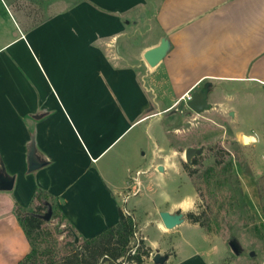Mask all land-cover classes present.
Listing matches in <instances>:
<instances>
[{"label": "crops", "instance_id": "0c3cea01", "mask_svg": "<svg viewBox=\"0 0 264 264\" xmlns=\"http://www.w3.org/2000/svg\"><path fill=\"white\" fill-rule=\"evenodd\" d=\"M17 4L0 0V173L13 178L12 189L0 191V264H17L30 250L15 207L31 210L36 189L79 237H94L144 188L148 170L134 169L136 128L205 86L226 88L229 102L242 91L264 98V0H160L153 18L151 0H77L55 12L44 6L41 14H49L39 20ZM141 17L151 37L130 60L126 33ZM162 38L169 51L150 68L142 55ZM31 146L41 164L34 171ZM160 151L156 145L150 169L161 165L154 162ZM170 207L153 214L174 213ZM155 222L162 234L178 232ZM183 224L191 222L184 216ZM144 240L169 255L165 264L229 259Z\"/></svg>", "mask_w": 264, "mask_h": 264}, {"label": "rangeland", "instance_id": "374dc122", "mask_svg": "<svg viewBox=\"0 0 264 264\" xmlns=\"http://www.w3.org/2000/svg\"><path fill=\"white\" fill-rule=\"evenodd\" d=\"M73 1L77 0H18L17 5L31 8L35 11L33 18L39 20L49 14L48 11L41 14L44 6H50L55 12ZM159 1L151 0L148 11L150 18H153ZM145 20L144 17L138 18L139 27L126 33L124 48L130 60L149 41ZM209 89V110L195 114L187 108L186 102H182L175 109L149 123H143L133 131L138 141L134 151V169L148 171L141 176L144 185L140 189L142 193L127 204L120 203V208L123 214L128 212L133 217L137 229L135 238L137 241L142 239L146 246L144 237L151 245L159 243L161 247L172 246L187 252L191 250L190 246L199 251L209 250L213 262L228 256L229 259L223 264H264V216L258 198V187L264 181V98L251 99L242 91L236 94L234 101L229 102L234 94L227 93L226 88L216 86ZM156 111H159L158 105L150 113L156 114ZM147 124L149 128L145 130ZM243 136L248 137L246 144ZM156 145L161 151L154 162L161 164L163 172L149 168ZM190 147L203 148L202 155L194 158L198 159L195 166L186 164L183 158L185 149ZM217 163L220 168L232 165L229 183H225L223 189L216 190V193L222 199L232 201L234 207L219 214V226L212 225L208 236L215 243L205 241L207 233L192 223L179 226L178 232L162 234L155 222L160 221L159 215L153 214L156 208L165 210L173 204L171 211L181 212L186 218L189 213L202 216L207 212L210 196L203 190L196 192L188 172L199 174ZM122 199L126 198L123 196ZM182 199H186L187 206L179 204ZM133 203H138L136 210L131 209ZM47 222L49 229L58 227V232L63 231L57 236L59 242L70 240L64 222L58 223L50 218ZM230 241H235L240 248L239 256H234L230 251ZM252 252L254 256L250 257ZM153 254L152 251L147 262H151Z\"/></svg>", "mask_w": 264, "mask_h": 264}, {"label": "trees", "instance_id": "16d2710c", "mask_svg": "<svg viewBox=\"0 0 264 264\" xmlns=\"http://www.w3.org/2000/svg\"><path fill=\"white\" fill-rule=\"evenodd\" d=\"M198 164V159L192 161V166ZM232 165L220 168L217 163L197 174L189 171L192 184L196 192L206 191L209 194L207 212L202 216L193 213L187 219L202 228L205 233H211L214 224L219 226V214L232 209L234 204L229 199L217 196L216 190L223 189L225 183L231 179ZM228 173V174H227ZM225 174L228 176L226 177ZM258 198L264 216V181L258 187ZM32 210L19 206L15 207L17 221L29 244L30 250L17 264H146L151 255V249L141 239L136 240V224L131 215H125L119 209L118 222L91 238H81L68 225L65 231L70 238L62 243L58 241V227L53 230L47 227V221L42 217L51 209V220L63 222L62 216L54 210L50 197L41 189H36L32 198ZM66 236L64 237V239Z\"/></svg>", "mask_w": 264, "mask_h": 264}, {"label": "water", "instance_id": "95a60500", "mask_svg": "<svg viewBox=\"0 0 264 264\" xmlns=\"http://www.w3.org/2000/svg\"><path fill=\"white\" fill-rule=\"evenodd\" d=\"M169 42L166 38H162L160 43L148 50H146L142 58L144 62L150 68H155L167 55L169 51ZM207 86L202 89L193 92L186 102V106L195 114H201L202 112L209 110L210 106L207 102ZM243 141L246 144L248 142V137L243 136ZM203 148H187L184 151L183 158L186 164L191 165L192 160L195 157L201 156ZM41 167L34 156V148L30 147L28 153V170L34 171ZM158 171L162 172L163 167L159 166ZM13 187V178L7 177L3 172L0 173V191H10ZM159 219L162 222L166 230H174L180 226L184 221L183 213H169V212H159ZM51 216V209H48L47 213L42 217L45 221H48ZM228 247L234 256H239L241 253L240 248L237 246L235 241H230ZM250 257L254 256V253H250ZM169 258V255H161L158 251H155L151 257L152 264H165Z\"/></svg>", "mask_w": 264, "mask_h": 264}, {"label": "built area", "instance_id": "2783aa9c", "mask_svg": "<svg viewBox=\"0 0 264 264\" xmlns=\"http://www.w3.org/2000/svg\"><path fill=\"white\" fill-rule=\"evenodd\" d=\"M189 99V97H187V100ZM139 175V174H138ZM125 215H130L128 212H124Z\"/></svg>", "mask_w": 264, "mask_h": 264}, {"label": "bare ground", "instance_id": "6f19581e", "mask_svg": "<svg viewBox=\"0 0 264 264\" xmlns=\"http://www.w3.org/2000/svg\"><path fill=\"white\" fill-rule=\"evenodd\" d=\"M182 204H185L184 206H187L188 202H187V201H185V202H184V203H182Z\"/></svg>", "mask_w": 264, "mask_h": 264}, {"label": "flooded vegetation", "instance_id": "af4514ba", "mask_svg": "<svg viewBox=\"0 0 264 264\" xmlns=\"http://www.w3.org/2000/svg\"><path fill=\"white\" fill-rule=\"evenodd\" d=\"M193 161V160H192ZM192 164V163H191Z\"/></svg>", "mask_w": 264, "mask_h": 264}]
</instances>
